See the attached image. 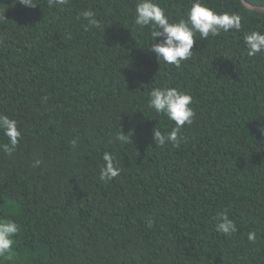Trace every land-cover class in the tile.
<instances>
[{"label": "trees", "instance_id": "obj_1", "mask_svg": "<svg viewBox=\"0 0 264 264\" xmlns=\"http://www.w3.org/2000/svg\"><path fill=\"white\" fill-rule=\"evenodd\" d=\"M33 2L0 0V115L21 132L10 153L0 132V218L19 225L0 264H264V53L244 43L264 13L201 0L241 29L197 32L176 67L150 51L153 27L134 25L137 0ZM154 2L170 22L192 4ZM89 9L100 27L80 16ZM164 86L192 97L178 145L153 140L175 126L148 107ZM105 152L120 169L109 182ZM221 211L235 233L216 231Z\"/></svg>", "mask_w": 264, "mask_h": 264}, {"label": "clouds", "instance_id": "obj_2", "mask_svg": "<svg viewBox=\"0 0 264 264\" xmlns=\"http://www.w3.org/2000/svg\"><path fill=\"white\" fill-rule=\"evenodd\" d=\"M69 2L70 0H48L49 6L61 8L68 5ZM19 3L25 7L36 6L33 0H19ZM80 16L89 22L88 26L100 27L99 22L95 19V13L91 9L83 11ZM133 23L138 27V30L149 25L153 27V31L150 33L152 41L149 44L150 51L155 54L157 60L176 67H180L182 61L188 60L193 55L194 37L197 32L200 39L207 40L210 35L217 36L221 31L228 32L233 29L239 31L241 29L239 15L228 12L217 13L206 7L201 0H192L191 7L186 12V19H180L178 22H170L164 9L154 0H137ZM244 43L249 56L264 53V32L253 30L246 33ZM191 104L192 97L186 91L168 86L150 89L148 107L157 114H163L175 124L168 132H162L157 127L153 129L155 145L179 144L182 139L179 135L181 128L186 124L191 125L195 116ZM0 132L10 141V146L6 145L5 150L9 153L12 152L21 137L17 122L6 115H0ZM116 139L126 142L127 135L120 132ZM76 143V140L71 141L73 147L76 146ZM102 161L99 168V179L102 182H109L119 175L120 169L116 167V158L109 152L103 153ZM214 219L216 231L225 235H231L237 231L234 221L229 218L226 212H218ZM18 231L19 225L14 220L0 218V256L11 251L13 237ZM247 239L250 242H255V233L249 232Z\"/></svg>", "mask_w": 264, "mask_h": 264}, {"label": "water", "instance_id": "obj_3", "mask_svg": "<svg viewBox=\"0 0 264 264\" xmlns=\"http://www.w3.org/2000/svg\"><path fill=\"white\" fill-rule=\"evenodd\" d=\"M240 1L243 4V6L245 8H247L248 10H253V11H256V12H259V13H264V7L250 5V4L246 3L244 0H240Z\"/></svg>", "mask_w": 264, "mask_h": 264}]
</instances>
